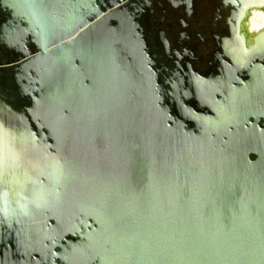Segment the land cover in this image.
Here are the masks:
<instances>
[{
    "label": "water",
    "instance_id": "1",
    "mask_svg": "<svg viewBox=\"0 0 264 264\" xmlns=\"http://www.w3.org/2000/svg\"><path fill=\"white\" fill-rule=\"evenodd\" d=\"M224 3L185 77L136 0H0V264H264V0Z\"/></svg>",
    "mask_w": 264,
    "mask_h": 264
},
{
    "label": "flooded vegetation",
    "instance_id": "2",
    "mask_svg": "<svg viewBox=\"0 0 264 264\" xmlns=\"http://www.w3.org/2000/svg\"><path fill=\"white\" fill-rule=\"evenodd\" d=\"M136 1L143 6L146 43L170 69L185 77L194 73L206 76L217 72L221 61H230L223 46L224 37L229 35L230 13L224 0ZM5 20L0 7V64L16 59L12 47L2 37Z\"/></svg>",
    "mask_w": 264,
    "mask_h": 264
}]
</instances>
